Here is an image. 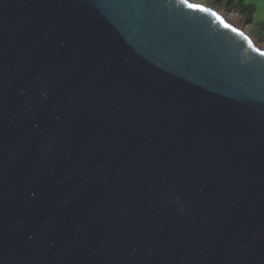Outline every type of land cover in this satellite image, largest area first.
I'll return each mask as SVG.
<instances>
[{
	"label": "water",
	"instance_id": "95a60500",
	"mask_svg": "<svg viewBox=\"0 0 264 264\" xmlns=\"http://www.w3.org/2000/svg\"><path fill=\"white\" fill-rule=\"evenodd\" d=\"M0 264H264V47L195 0H0Z\"/></svg>",
	"mask_w": 264,
	"mask_h": 264
},
{
	"label": "rangeland",
	"instance_id": "374dc122",
	"mask_svg": "<svg viewBox=\"0 0 264 264\" xmlns=\"http://www.w3.org/2000/svg\"><path fill=\"white\" fill-rule=\"evenodd\" d=\"M195 1L214 7L215 9L223 13L235 25L239 26L240 28L244 29L247 33H249L259 45L264 47V39L261 38V36L259 35V31L256 28L257 27L256 22L264 23V16H257L254 23H248L245 20V15L243 13L235 9L226 7V5L221 0H195Z\"/></svg>",
	"mask_w": 264,
	"mask_h": 264
},
{
	"label": "trees",
	"instance_id": "16d2710c",
	"mask_svg": "<svg viewBox=\"0 0 264 264\" xmlns=\"http://www.w3.org/2000/svg\"><path fill=\"white\" fill-rule=\"evenodd\" d=\"M226 7L235 9L245 15V20L248 23L255 22V13H256V6L252 2H248L247 0H221ZM257 29L259 31V35L262 39H264V23L256 22ZM255 28V30H256Z\"/></svg>",
	"mask_w": 264,
	"mask_h": 264
},
{
	"label": "crops",
	"instance_id": "0c3cea01",
	"mask_svg": "<svg viewBox=\"0 0 264 264\" xmlns=\"http://www.w3.org/2000/svg\"><path fill=\"white\" fill-rule=\"evenodd\" d=\"M248 2H252L256 6L255 19L257 16H264V0H247ZM262 2V3H261Z\"/></svg>",
	"mask_w": 264,
	"mask_h": 264
},
{
	"label": "snow or ice",
	"instance_id": "6c2138e0",
	"mask_svg": "<svg viewBox=\"0 0 264 264\" xmlns=\"http://www.w3.org/2000/svg\"><path fill=\"white\" fill-rule=\"evenodd\" d=\"M183 2H187V0H183ZM226 26H228V25H226ZM230 27V26H229Z\"/></svg>",
	"mask_w": 264,
	"mask_h": 264
}]
</instances>
